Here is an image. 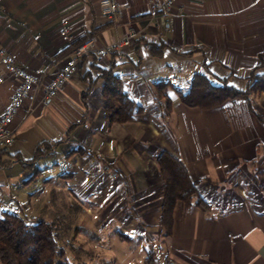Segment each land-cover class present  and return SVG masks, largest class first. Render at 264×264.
Returning a JSON list of instances; mask_svg holds the SVG:
<instances>
[{
    "label": "crops",
    "instance_id": "1",
    "mask_svg": "<svg viewBox=\"0 0 264 264\" xmlns=\"http://www.w3.org/2000/svg\"><path fill=\"white\" fill-rule=\"evenodd\" d=\"M115 1L118 16L106 21L99 0H0V46L39 77L41 88L75 46L137 34L120 54L84 58L46 107L23 105L9 126L14 144L0 153V200L31 201L60 184L62 206L74 201V236L104 238L94 264H264V93L251 99L263 123L242 102L203 111L178 96L205 70L212 82L225 80L238 91L252 75H264V0H177L162 21L149 0ZM63 21L69 43L58 34ZM105 73L119 77L141 109L124 125L104 119ZM16 87L10 77L0 84V114ZM43 144L54 147L29 180L21 162ZM75 149L83 154L66 158ZM161 152L183 163L210 206H176L170 235L160 227ZM63 212L56 214L63 219ZM65 252L69 263L82 262Z\"/></svg>",
    "mask_w": 264,
    "mask_h": 264
},
{
    "label": "trees",
    "instance_id": "2",
    "mask_svg": "<svg viewBox=\"0 0 264 264\" xmlns=\"http://www.w3.org/2000/svg\"><path fill=\"white\" fill-rule=\"evenodd\" d=\"M259 62V66H264V53L259 55ZM102 78L104 119L109 125H124L141 113V109L129 97L119 77L105 73ZM262 93L264 75H252L246 90L238 91L225 80L212 82L205 70L203 73L195 74L187 92L179 91L178 96L182 105L203 111L222 108L228 101L242 102L247 104L250 112L263 123L251 106V97L255 98ZM53 147L43 144L36 149L32 159L21 162L23 169L30 172L29 180L34 179L39 173L38 169H34L36 161L51 153ZM76 153L83 154L81 150L75 149L69 156L72 157ZM156 164L162 179L160 227L166 235H170L176 206L180 205L185 210L196 207L203 212L209 211L210 206L198 194L197 183L191 179L180 160L167 152H161L156 158ZM59 227L53 220L1 212L0 264H72L67 261L65 252V248H70L69 241L64 239ZM74 233L75 231L72 232L73 236ZM118 237L127 239L121 235Z\"/></svg>",
    "mask_w": 264,
    "mask_h": 264
},
{
    "label": "built area",
    "instance_id": "3",
    "mask_svg": "<svg viewBox=\"0 0 264 264\" xmlns=\"http://www.w3.org/2000/svg\"><path fill=\"white\" fill-rule=\"evenodd\" d=\"M176 1L149 0L150 12L155 16H160L162 21V16L171 11ZM99 8L101 17L106 21H113L118 16V5L115 0H99ZM58 34L63 42H70L67 22H61ZM136 37L137 34L134 31H129L121 38L102 47H96L91 40L75 46L65 59L61 69L44 88H41L39 77L20 67L15 59L0 46V84L6 77L17 82V87L8 105L0 114V153L8 150L14 144V136L10 132L9 126L24 104L37 103L41 107H46L76 75L78 65L84 58L88 56L105 58L120 54L132 44Z\"/></svg>",
    "mask_w": 264,
    "mask_h": 264
},
{
    "label": "rangeland",
    "instance_id": "4",
    "mask_svg": "<svg viewBox=\"0 0 264 264\" xmlns=\"http://www.w3.org/2000/svg\"><path fill=\"white\" fill-rule=\"evenodd\" d=\"M255 98L251 97V99H255ZM69 154L67 155L66 158L70 157ZM37 185H39L38 188L41 190L42 185L40 183H37ZM59 185L55 183L47 185L46 187H44L43 191L41 192L39 191V194H37V196L34 197L33 200L30 199L31 201H29L27 197L24 198L19 197V199L17 200L19 204L12 202L8 203V200L6 199L0 200V213L3 211H7L10 213L11 212L17 213L20 216L23 214L28 216L27 214H25L26 213L25 211L27 210L29 214L28 217L34 215L43 218L45 217L46 213L49 217L53 216L52 219L57 223L58 227L60 226L59 229H61L64 239H67L69 241L68 244L70 245V248L69 247H68L69 249L65 248L67 249V252H71L68 253L69 260H73L72 256L73 257L79 256L81 257L80 259L82 261L80 262V264H94L92 262H95L94 259H96L97 261L96 256L102 255V248L104 246V243L101 242H103L104 238H101L102 239L101 240L100 237H97L96 235H92V233L90 234L85 233L84 231H82L81 234H79L78 236L72 235V232L74 230V225H76V223L77 225H79L78 220L77 222L76 220L75 221L73 220V216L75 214V213L73 214V212L75 211V205L73 203L74 201L71 200V202H69L67 200L69 198L65 197L67 198L66 200L68 201V206L65 207L62 206L64 199H62L63 198L61 196L62 193H60L59 195L58 188L60 189L61 187V185L60 186ZM35 192L36 190L34 191V193ZM62 195L64 196V194ZM48 206L50 208L49 212H47ZM29 208L31 209L32 212L33 211L34 212L31 213ZM57 210L62 212L64 211L63 219L60 215L56 214V212H58ZM83 224L86 227H88L89 225L87 221H84ZM81 248H83V250H85L87 253L85 254L80 253Z\"/></svg>",
    "mask_w": 264,
    "mask_h": 264
}]
</instances>
